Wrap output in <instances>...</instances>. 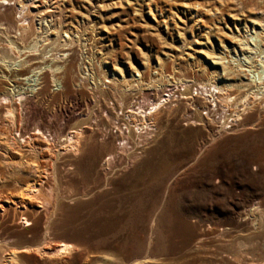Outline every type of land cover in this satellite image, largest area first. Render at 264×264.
Instances as JSON below:
<instances>
[{
    "label": "rangeland",
    "instance_id": "374dc122",
    "mask_svg": "<svg viewBox=\"0 0 264 264\" xmlns=\"http://www.w3.org/2000/svg\"><path fill=\"white\" fill-rule=\"evenodd\" d=\"M263 63L264 0H0V264H264ZM168 75L223 92L127 116Z\"/></svg>",
    "mask_w": 264,
    "mask_h": 264
},
{
    "label": "bare ground",
    "instance_id": "6f19581e",
    "mask_svg": "<svg viewBox=\"0 0 264 264\" xmlns=\"http://www.w3.org/2000/svg\"><path fill=\"white\" fill-rule=\"evenodd\" d=\"M5 4L6 5H8L9 3L7 2V1H5ZM11 4V3H10ZM25 14H26V12H25ZM25 16V15H24ZM25 18V17H24ZM259 24H257V26H258ZM236 40H237V43H238V45H239V51L238 52H241V53H246L247 52V49L245 48V46L243 45V43L240 41V40H238L237 38H236ZM35 47V46H34ZM223 48V50H225L226 52H228L229 51V47H226V46H223L222 47ZM245 56V55H244ZM225 57H224V53L222 52V53H219V54H216V53H211V54H209V60L211 61V64L213 65V66H219V67H223L224 68V70H227L228 71V75H238V76H241V74H239L238 72V70L236 71L233 67H228V66H226L225 65V59H224ZM20 65L19 66H23V64H21V61H19L18 62ZM264 64V63H263ZM263 67V69H264V66H262ZM36 70V69H35ZM35 70H33L32 72H33V74L32 75H29L28 77H25V78H23V80L25 79V81L28 83V84H30V85H34V82H36V80H34L35 78H34V72H35ZM256 72V71H255ZM257 72H258V70H257ZM36 73V72H35ZM258 78H259V83L261 82V81H264V70L263 71H259L258 73ZM36 77V76H35ZM241 80V79H240ZM242 82H244V81H242ZM186 83V82H185ZM251 83H253L252 81L250 82H248L247 84H245V86L244 87H250L251 86ZM256 83V82H255ZM263 83V82H262ZM240 84V83H239ZM202 86L204 87V88H206L207 89V94H213V92L214 91H212V89L213 90H220V91H222L223 92V90L221 89V87H218V85H214V84H212L211 83V86H213V87H211L210 85H205V84H202ZM241 87L240 85H229V87ZM152 87V86H151ZM243 87V86H242ZM257 87V86H256ZM263 87H264V85H263ZM260 89H261V85H260ZM30 90V89H29ZM250 90V89H249ZM33 91H34V89H33ZM220 91H218V93H220ZM260 91V90H259ZM254 93H255V91H254ZM19 94H21V93H19ZM24 98H25V96H23ZM231 97H227V99L229 100ZM4 100H7L6 98H4ZM11 101V100H10ZM10 103V102H9ZM141 113L143 114V113H145L146 114V111H144V107L142 106L141 108ZM10 111V110H9ZM13 114V113H12ZM128 114H132V115H136L137 113H136V110H131V111H129L128 112ZM132 115H130V117L132 118L133 116ZM11 116H13V117H15L14 115H11ZM147 126H149V124H147ZM118 130L120 129V128H117ZM126 130H128L129 132H128V134H131V129H130V126L128 125V127L127 128H125ZM136 129L137 130H140V128L138 127V125H136ZM121 130V129H120ZM119 130V131H120ZM33 134H34V137L32 136V137H29V138H32V140L34 139V140H39L41 137L42 138H44V139H46L48 142L46 143L47 144V146L45 145V146H42L41 148H42V152H44V151H52L51 150V143H54V142H51V140H49L48 138H47V136H45V133H43L40 129H36L35 130V132H33ZM32 134V135H33ZM80 135V133L79 132H77V131H73L72 133H69V135L67 136V137H65V139L64 140H62V141H64V142H66V146H65V148H71L72 150H74V151H76L77 149H78V146H79V139H80V137L81 136H79ZM83 135V134H82ZM129 136V135H128ZM45 140V141H46ZM60 140V139H59ZM124 140V139H123ZM122 140V141H123ZM30 141V140H29ZM23 143H25V142H23ZM62 143V142H61ZM126 143V142H125ZM13 145V144H12ZM15 145V144H14ZM17 145V144H16ZM15 145V146H16ZM125 146H127V147H125ZM140 146V145H139ZM17 147V146H16ZM63 147V146H62ZM79 147H81V145L79 146ZM128 147H129V143H126V144H124V148H127L128 149ZM8 148H10V147H8ZM36 148V147H35ZM33 149L34 148H32V151H33ZM63 149V148H62ZM10 150V149H9ZM11 151V150H10ZM23 151L24 150H21L20 148H16L15 150L13 149L11 152H12V154H15V155H17V157L19 158V159H21V160H24L25 159V156H24V153H23ZM79 153H80V151H78ZM78 153V154H79ZM27 155V154H26ZM77 155V154H76ZM112 157L114 158V156L111 154V155H109V158H107L106 160H105V164L106 165H109V163H110V160L112 159ZM113 161V160H112ZM29 163V162H28ZM105 165V166H106ZM12 166V168H13V170H14V172H16L17 170H18V172H20V170H22V167H23V162H19V163H17V164H15V165H11ZM108 168H109V166H108ZM22 173V172H21ZM39 182H41V181H38L37 179H35L34 180V178H32L31 180H29L28 181V183L27 184H25V187L21 190V196L22 197H28V201L29 202H26L25 204H26V206H25V208H27V206H29L30 205V201L32 200V199H34V198H37V195L40 193V186H41V184L42 183H40V184H38ZM42 187V186H41ZM4 206V205H3ZM0 207H2V206H0ZM24 207V206H23ZM25 222L26 223H29L28 222V220L27 219H25ZM73 247L74 246H72L71 244H68V243H61L60 244V246H59V248H58V250H56V251H58L57 253H63V252H66V251H70L71 249H73ZM75 248V247H74ZM54 253H56V252H54ZM53 253V254H54ZM56 255V254H55ZM58 255V254H57ZM61 255V254H60Z\"/></svg>",
    "mask_w": 264,
    "mask_h": 264
},
{
    "label": "built area",
    "instance_id": "2783aa9c",
    "mask_svg": "<svg viewBox=\"0 0 264 264\" xmlns=\"http://www.w3.org/2000/svg\"><path fill=\"white\" fill-rule=\"evenodd\" d=\"M165 78H167L166 84L160 90H156L155 93H152L148 97L137 96L134 98L130 108L136 110V115H140L142 118L149 117L158 112L161 108L173 103L181 100H194L195 98L203 97L207 93V89L202 85H188L183 82V80L175 79L170 75ZM186 94L189 95L187 96ZM142 106L144 107L146 114L141 113L140 108ZM128 115L129 114H127V116Z\"/></svg>",
    "mask_w": 264,
    "mask_h": 264
}]
</instances>
